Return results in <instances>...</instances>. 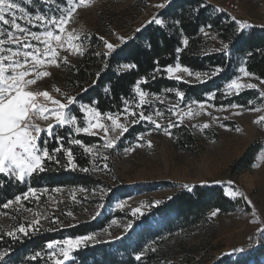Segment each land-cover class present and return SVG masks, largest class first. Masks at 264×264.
Wrapping results in <instances>:
<instances>
[{"label": "rangeland", "instance_id": "rangeland-1", "mask_svg": "<svg viewBox=\"0 0 264 264\" xmlns=\"http://www.w3.org/2000/svg\"><path fill=\"white\" fill-rule=\"evenodd\" d=\"M207 1L214 4L218 9L228 11L238 21L248 20L252 23L264 24V0ZM16 2L21 4L33 17L36 14L49 17L52 15L58 16L60 9L67 7V0H33L32 4H28L27 0H16ZM161 2L163 0H94L91 6L81 7L77 10L75 18L68 25V28L84 34L81 40L77 41V43L84 45V51L87 48L88 40L93 34L100 35L104 38V41L120 45L131 38L137 29L147 24L153 16L160 18L159 12L162 9L155 7V5ZM233 4H238V10L231 8ZM57 5L60 7L58 8ZM20 15L22 14L17 11V16ZM17 23L32 31L42 32L45 30L41 27L42 22L40 21L34 20L32 24H28L25 19H18ZM3 27L9 28V26ZM9 30L15 31L11 28ZM205 33L209 38L208 49L210 51H222L223 44H228L212 31L206 30ZM119 37H124V40L121 41ZM0 39H6V37H0ZM32 43L37 44L38 42L32 41ZM4 47H11L15 51L19 46L5 44ZM102 50L107 52L105 43ZM60 52L61 56H68V64L74 63L81 56L66 53L63 50H60ZM68 64L61 62L60 67L49 66L47 70L51 72V75L39 80L36 85L32 86L33 89L47 90L56 99L64 102L67 94L63 89V77ZM241 67L246 68L244 62L239 64L237 74L222 87L225 95L227 84L237 76L242 77L243 82L255 83L259 85L260 89H264V84L255 79V76L243 77L240 72ZM192 72L196 73L193 70ZM179 75H182L183 80L188 82H201L206 79L202 77L201 81H197L195 75L187 76L185 73H179ZM57 87L61 92H55ZM255 90L259 93V89ZM207 97V100L200 101L192 96L185 95L181 102L179 97L172 100L164 95L149 94L146 98L149 102L142 108L137 107L139 101L133 107H129L137 112L144 111L145 115L153 116V119H156L164 127H167L170 121L175 122L176 125L185 124L190 127L196 136L195 143L190 146L191 149H183L178 146L173 136L174 127L169 128L171 135H167L163 128L156 129L155 125L146 120H141L135 124L129 123V130L133 125H136L131 135L124 138V133L117 141V146L114 149L103 148L105 140L101 133L99 136L102 137V142L87 146L93 147L98 154L93 156L86 153L90 158L92 170L104 179V184L94 187L78 185L56 188L60 191L54 189L52 192L47 193L45 200L39 195H37L39 200L34 197L23 200L22 195L23 207L14 204L7 208V211H0V233L3 231L8 232L21 223L27 226L34 218V213L37 212L48 217L47 219L41 218L39 225L52 228L92 220L95 213L99 211L100 215L96 216V220L105 219L109 215L110 219L101 228L85 235H96V241L90 242L88 245L110 244L109 255H111V258L105 264H123L126 257L130 255L136 257L142 251L145 252V255L137 262L143 264L146 260L143 257L151 252L152 247H155L156 251H163L169 245L175 246L181 243L201 244L205 248L206 252L203 260L193 264H215L219 258L225 255H230L232 260L235 261L242 253L235 254L233 249L246 244L253 231L258 232V242L248 252L249 264H264V254L260 256L257 263L254 257L256 249L260 247L264 249V237L259 232V229L264 228V164L259 168L251 167L240 174H233L231 171L232 162L239 158L252 142L257 139L264 141V125L254 123L259 116L264 115V111L247 110L264 103V98L256 97L253 94V97L248 98L247 106L232 103L242 107L231 108V104L216 105L209 98V94H207ZM193 101L205 103L206 111L193 118L186 117L183 123H180L177 117L169 111L178 102L180 110H187V106ZM250 101H254V103H249ZM198 103L193 104L192 107H198ZM76 104L78 106L80 104L91 105L81 101ZM72 106L70 107L72 108ZM157 110L164 114L163 117L155 115ZM237 112L241 114L236 115ZM208 113H211V116ZM213 117L216 119H213ZM128 119L130 121L132 117ZM121 122H125L123 116ZM204 123H209L210 127L201 130L199 126ZM237 127L243 131H236ZM213 135L217 136L214 137ZM141 136H143V139L140 138ZM122 138L124 139L122 140ZM148 141H151L152 147L147 146ZM129 148L133 150L126 152L125 150ZM262 150H264V147L260 151ZM103 156H107L108 159L105 161ZM105 163L108 165L106 169L103 167ZM229 181L232 182L231 185L228 184ZM215 183L221 184L225 192L229 187L233 190L243 191L248 199L252 201V205H249L243 198L237 197L235 199H241L242 203L235 210L222 215L217 214L214 224L209 227L192 230L177 225L155 230L165 223V219L168 221L173 220V213H166L161 222H147L150 215L155 212L154 206L156 204L153 203L154 201H163L182 188V185ZM123 184L133 189L131 195L117 196L113 192L115 191L112 190L113 187L115 189ZM143 185L153 186L139 188ZM73 195L75 198H73ZM44 201H46V204ZM121 202L124 203L122 208L119 207ZM142 202L149 203L151 206L141 208L142 215L133 216V210L140 207ZM101 204L103 207H98ZM253 206L257 211L260 223L252 222L254 219L251 215ZM25 209H31V211H25ZM118 210H123L125 213L115 214ZM68 212H71L72 216L67 215ZM66 219L69 220L66 221ZM129 223L132 224V227L126 230V225ZM68 237L74 238L76 236L67 235L57 240ZM45 249L48 251L47 253L51 251L47 247ZM3 250L5 249L0 248V251ZM111 259H118V262L111 263ZM5 260L6 264H17V257L13 261L9 257H6ZM160 262L158 260L153 264H160ZM51 264H53L52 261Z\"/></svg>", "mask_w": 264, "mask_h": 264}, {"label": "trees", "instance_id": "trees-1", "mask_svg": "<svg viewBox=\"0 0 264 264\" xmlns=\"http://www.w3.org/2000/svg\"><path fill=\"white\" fill-rule=\"evenodd\" d=\"M159 17L164 20L163 25L155 22L145 24L131 38L118 45L111 55H105L106 51L102 50L104 40L100 39L101 36L93 34L88 40L84 54L74 63L66 65L63 77V89L66 94L74 95L77 102L94 105L102 113H122L126 107L125 100L128 101V107L137 104L139 101V96L135 92L137 83L142 91L150 95H164L172 100L178 99L176 90L183 91L186 96H192L200 101L207 100V94L215 92V99L212 100L216 105L237 103L247 106L250 96L253 97V94L256 97L259 96L258 91L254 89H245L238 95H225L222 87L237 74V68L241 62H244L249 72L264 79V24L247 20L252 27L240 32L237 19L234 20L228 11L218 9L207 0H171V3L159 12ZM201 28L204 29L203 32L200 31ZM206 30L212 31L228 42L229 49L210 51L208 49L209 38L205 35ZM185 38L189 41L187 46L183 44ZM177 49L181 51L178 52ZM176 62L200 73H211L216 68L223 70L201 82L178 81L169 78L165 71L169 65L174 66ZM105 63L108 67L103 69ZM124 64H134L136 67L122 69L121 66ZM98 72L99 77H97ZM143 80L147 82L144 83ZM106 88L109 89L108 92L105 91ZM167 89L174 91L169 92ZM72 108L82 120L84 113L78 111L79 106L74 104ZM135 126L133 125L125 133L124 138L131 135ZM55 131L64 139L57 141L50 138L47 147L60 163L57 164L55 160H46L48 170L34 174L25 182L9 179L0 174V211H7L4 204L14 200L16 196H22L28 192L30 187L38 189L37 195L45 200L47 193L56 188L78 185L94 187L105 183L104 179L92 170L90 158L84 151V147L71 143L75 138L81 140L84 146H90L102 142V137L84 133L77 134L71 130L70 126H57ZM173 136L178 146L183 149H191V144L196 141L195 134L185 124L174 127ZM60 144L72 150L74 163L77 165L75 170L70 166L64 167L68 164V159L63 150L58 153L53 151ZM263 147L262 139L252 142L246 151L232 162V173L240 174L250 169ZM83 168H88L89 171H81ZM151 186L153 185H143L139 188ZM190 186H192L191 191L182 187L161 201L159 205L154 206L155 212L150 215L147 222H161L166 213H173L174 217L171 221L165 219V223L155 230L173 225L189 230L209 227L215 221V217L211 216L212 211L219 209L218 215L226 214L242 203L241 199L228 196L224 187L219 183ZM112 190H115L113 192L117 196H129L133 193V189L126 184L115 189L113 187ZM44 202L46 204V201ZM124 213L123 210L115 212L117 215ZM109 219L110 215L105 219L86 220L69 226L52 228L38 225V231L30 230L29 236L18 233L20 237L18 240H14L3 231L0 233V248L8 250L7 257L12 261L17 257V264H51L48 251L45 249L49 241L67 235L81 236L94 232L104 226ZM257 242L258 232L253 231L246 244L235 248L244 249L243 252H234L235 254L242 253L238 259L233 261L230 255H225L215 264H249L248 252ZM109 245V243H98L82 247L73 254L74 260L67 264H105L111 258ZM205 252L201 244L169 245L163 251L149 252L146 257H143L146 258L143 264H153L158 260L161 261L160 264H193L203 260ZM36 253L40 255L34 260L31 259ZM254 253L257 263L260 256H263L264 249L260 247ZM117 260L111 259V263L118 262ZM123 264H139V262L135 256L130 255L126 257Z\"/></svg>", "mask_w": 264, "mask_h": 264}, {"label": "snow or ice", "instance_id": "snow-or-ice-1", "mask_svg": "<svg viewBox=\"0 0 264 264\" xmlns=\"http://www.w3.org/2000/svg\"><path fill=\"white\" fill-rule=\"evenodd\" d=\"M94 2V0H67V7L60 9V14L46 16L43 14H36L34 17L30 15L21 4L17 3L16 0H0V37H6V39H0V174H3L9 179H15L19 182H25L26 179L32 178L34 174L43 173L48 170L45 161L55 160L57 164L60 163L56 160L55 156L52 155L47 147L50 138H54L57 141H62L63 136H59L55 131L56 127L70 126L71 130L75 133H84L89 135H99L103 134L105 143L103 148L114 149L117 146V141L120 139L124 133L129 130V123L135 124L141 120L150 121L155 125L156 129L163 128L165 134L171 135L169 128L176 127L175 122H169L167 127H164L153 119L151 115H145L144 111L137 112L134 109L129 108L128 101L125 100L126 105L123 112H107L102 113L97 107L87 104L79 105V112L84 113L82 120L79 119L78 115L73 112L70 106L77 103L76 97L71 95H66L65 101L62 102L60 99H56L47 90H34L32 86L36 85L39 80L45 77H49L51 72L48 71L49 66L60 67L61 62L68 64V56H61L60 50L66 53H71L73 55H83L84 45L82 43H77L81 40V32H77L75 29H69L68 25L74 20L77 10L81 7H89ZM28 4H32L33 0H27ZM171 0H163V2L155 5V7L163 9ZM59 8L60 6L57 5ZM17 11L22 15L17 16ZM18 19H25L28 24H32L33 21L42 22L41 27L45 30L42 32L32 31L31 29L22 27L20 23H17ZM235 20V17H233ZM155 22L156 24L163 25L165 22L163 19L153 16L148 23ZM179 23V21H176ZM238 30L243 32V30L252 27L248 21H237ZM3 26H9V28L15 31H10L9 28ZM211 27V25H209ZM139 31V29H137ZM204 31L203 28L200 30ZM19 33V35H17ZM207 35V33H205ZM104 40L103 37H100ZM121 41L124 37H119ZM32 41L38 42L33 44ZM107 52L105 55H111L116 51L118 45H114L107 41H104ZM189 43L188 39L183 40V44L187 46ZM18 45L17 49L14 51L11 47L5 48L4 45ZM42 45V46H41ZM21 49H27L22 51ZM229 49V44H223L222 51H227ZM181 51V49H177ZM7 53V54H5ZM99 55V53H97ZM250 55V53H249ZM108 67L107 63L103 65V69ZM134 64H124L121 66L122 69L134 68ZM102 69V70H103ZM222 68H216L211 73H193L188 67L182 66L179 62H176L174 66L169 65L165 71L167 72L169 78L175 80H183L184 77L179 75V73H185L187 76L195 75L197 81H201L203 78L210 79L213 75L221 72ZM159 71V69H157ZM240 72L243 77H254L255 74L249 72L246 68L241 67ZM100 73H97L99 77ZM255 79L260 80L261 84H264V79L255 76ZM142 82L146 83V80ZM187 82V81H186ZM244 89H259V97L264 98V89H260L259 85L255 83L243 82L242 77L237 76L232 79L225 89L227 95H238ZM106 92L109 91L108 88L105 89ZM167 91H174L173 89H167ZM55 92L59 93L61 90L57 87ZM135 92L139 95V104L137 107L142 108L149 101L146 99L149 94L142 91L137 83L135 87ZM176 95L182 102L185 96L183 91L176 90ZM216 93H209L210 99H215ZM158 98V97H157ZM198 102L193 101L187 106V110L179 109V102L173 105L169 111L172 115L176 116L180 123H183L184 119L193 118L202 112L206 111L205 103H198V107L193 108V104ZM249 103H254L250 101ZM231 108H241L242 106L231 104ZM249 111L261 112L264 111V103L256 106ZM236 115L241 114L240 112L235 113ZM155 115L157 117H163V113L156 111ZM211 116V113H208ZM123 116L125 122H121V117ZM129 117L132 119L129 121ZM213 119H216L213 117ZM39 121H44L46 124L44 126L39 123ZM110 121V123H108ZM254 123L264 125V115L259 116ZM223 126V125H221ZM201 130L210 127L209 123H204L199 126ZM236 131H243L241 128L237 127ZM143 139V136L140 137ZM72 144L81 145L84 147V151L96 156L98 153L94 151L93 147H87L83 145V142L79 139L73 138ZM142 146V145H141ZM148 147H152L151 141L147 142ZM64 151L67 155L68 164L64 167H71L73 170L77 168L74 163V157L72 150L70 148H64L63 144L55 147L53 151L61 152ZM133 149H126V152H130ZM106 161L107 156H103ZM264 164V150L260 151L255 157V162L251 165L253 168H259ZM105 169L108 168L107 163L103 166ZM81 171L88 172V168H83ZM229 185L232 184L231 181L228 182ZM182 187L191 191L192 186L182 185ZM60 191V189H56ZM38 189L29 188L28 192L23 194V200L29 199V197H34L39 200L37 196ZM226 194L233 199L240 197L247 201L249 205H252V201L248 199L247 195L240 190H233L231 187L227 189ZM73 198L75 196L73 195ZM159 205L161 201L157 200L153 202ZM19 205L23 207L22 197L16 196L14 200H10L4 204L5 208H9L12 205ZM151 204L142 202L140 207L133 210L132 215L137 214L142 215L141 208L150 207ZM98 207L102 208L103 205ZM119 207H124V203L121 202ZM25 211H31V209H25ZM220 210L216 209L211 212V216L215 217ZM67 215L72 216L71 212ZM100 212L97 211L93 216H99ZM251 215L254 217L253 223H260V219L257 216V211L253 206ZM47 219V216H43L41 213H34V218L28 223L27 226L21 223L14 229L9 230L6 234L12 237L14 240L20 239L17 233L23 234V236H29L30 230L32 232L38 231L37 225L40 224V219ZM58 220V218H57ZM56 222V221H53ZM115 223V221H113ZM132 224L126 225V230L130 229ZM261 236L264 237V228L259 229ZM119 238V237H117ZM96 241V235H82L76 237H68L62 240H52L46 245L47 249L51 250L48 253V259L53 262V264H66L68 261L74 260V253L77 252L82 247H86L90 242ZM152 252L156 251L155 247L151 248ZM244 249H233V252H243ZM8 250L0 251V262L6 264L5 258L8 256ZM40 253H36L31 259H36ZM145 252H141L136 255L135 259L137 261L141 260Z\"/></svg>", "mask_w": 264, "mask_h": 264}, {"label": "built area", "instance_id": "built-area-1", "mask_svg": "<svg viewBox=\"0 0 264 264\" xmlns=\"http://www.w3.org/2000/svg\"><path fill=\"white\" fill-rule=\"evenodd\" d=\"M231 8H234V9L238 10V4H233L231 6ZM39 123H41L42 126H44L46 124V122H44V121H39Z\"/></svg>", "mask_w": 264, "mask_h": 264}]
</instances>
